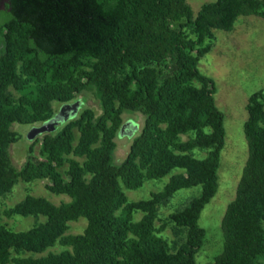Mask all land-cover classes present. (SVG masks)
Wrapping results in <instances>:
<instances>
[{
    "label": "trees",
    "instance_id": "16d2710c",
    "mask_svg": "<svg viewBox=\"0 0 264 264\" xmlns=\"http://www.w3.org/2000/svg\"><path fill=\"white\" fill-rule=\"evenodd\" d=\"M3 7L0 198L19 182L47 180L49 192L70 200L54 204L26 193L2 209L0 217L45 219L14 231L0 218V264H194L205 235L198 218L216 192L224 145L215 85L197 64L215 30L230 31L240 16L264 19V0H213L195 14L186 0H5ZM87 93L100 113L80 106L55 130L31 137L25 161L14 166L10 147L19 136L12 125L40 126L58 112L52 102ZM245 109L247 157L221 218L222 250L210 264H264V89ZM126 112L143 120L115 164L114 137ZM164 176L147 199L130 201L122 190ZM195 186L200 193L156 226L159 207ZM79 218L82 232L67 233ZM167 224L182 234L174 249L162 236ZM56 244L63 249L37 255Z\"/></svg>",
    "mask_w": 264,
    "mask_h": 264
},
{
    "label": "rangeland",
    "instance_id": "374dc122",
    "mask_svg": "<svg viewBox=\"0 0 264 264\" xmlns=\"http://www.w3.org/2000/svg\"><path fill=\"white\" fill-rule=\"evenodd\" d=\"M195 14L203 3L213 0H186ZM197 68L203 75L211 77L215 85L214 101L216 107L223 114L224 145L220 153V162L217 169V189L209 202L204 205L198 218V225L205 231L203 243L194 256V264H210L213 258L222 250L223 238L221 232V218L227 204L234 198L238 179L242 172L247 157V145L243 133V123L247 117L245 105L248 97L255 91L264 89V19L247 15L240 16L230 31L215 30L211 49L198 61ZM17 98L21 93L10 89ZM83 100V102L81 101ZM80 102V110L89 107L97 115L100 113L98 104L92 93H87L83 99L74 100ZM71 102V103H73ZM53 109L61 107L58 102H52ZM123 120L134 127L131 136L125 134L114 137L116 147L113 152V161L120 163L126 156L132 138L137 135L143 116L140 113L126 112ZM19 136L18 140L10 147L11 161L19 167L26 159V149L32 139L29 135L30 125L14 123L12 125ZM130 131L127 130V132ZM77 136V132H75ZM181 139H185L181 136ZM41 141L33 147L32 155L39 157ZM168 176L160 179L145 180L142 186L136 189L122 190L130 201L147 199L151 192L160 191L167 181ZM47 180H37L32 183L19 182L12 192L0 198V211L12 206L24 197L26 193L43 196L54 204L67 202L70 198L62 194L49 192L45 185ZM200 193V186L177 191L168 202L158 209L159 220L156 226L166 223L169 213L182 209L188 201ZM141 213L134 214V219H139ZM1 221L14 231H22L43 222L42 215L5 217L1 215ZM86 225L84 218L69 223L67 233H81ZM171 224L162 232L169 240L171 249L176 247V240L182 235H175ZM63 247L56 244L42 254L59 252Z\"/></svg>",
    "mask_w": 264,
    "mask_h": 264
},
{
    "label": "water",
    "instance_id": "95a60500",
    "mask_svg": "<svg viewBox=\"0 0 264 264\" xmlns=\"http://www.w3.org/2000/svg\"><path fill=\"white\" fill-rule=\"evenodd\" d=\"M4 1L5 0H0V9L4 8L3 7ZM79 107H80V102L78 101L62 105L59 108L58 112H56L49 120L43 122L40 126L32 127L29 132L30 137L39 135L43 132H49L55 130L63 122L74 117ZM129 129L130 131L127 132V130ZM125 132L127 136H131L134 133V127L124 122L120 127L118 134L119 136H121L125 134Z\"/></svg>",
    "mask_w": 264,
    "mask_h": 264
}]
</instances>
